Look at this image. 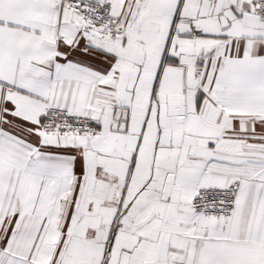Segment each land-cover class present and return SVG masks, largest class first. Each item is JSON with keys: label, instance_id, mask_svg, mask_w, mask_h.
Segmentation results:
<instances>
[{"label": "snow or ice", "instance_id": "snow-or-ice-1", "mask_svg": "<svg viewBox=\"0 0 264 264\" xmlns=\"http://www.w3.org/2000/svg\"><path fill=\"white\" fill-rule=\"evenodd\" d=\"M0 264H264V0H0Z\"/></svg>", "mask_w": 264, "mask_h": 264}]
</instances>
